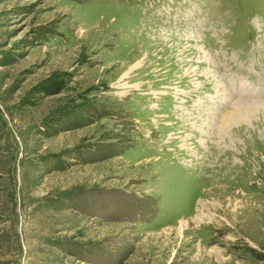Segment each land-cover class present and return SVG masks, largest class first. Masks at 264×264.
<instances>
[{
  "label": "rangeland",
  "instance_id": "374dc122",
  "mask_svg": "<svg viewBox=\"0 0 264 264\" xmlns=\"http://www.w3.org/2000/svg\"><path fill=\"white\" fill-rule=\"evenodd\" d=\"M0 264H264V0H0Z\"/></svg>",
  "mask_w": 264,
  "mask_h": 264
},
{
  "label": "bare ground",
  "instance_id": "6f19581e",
  "mask_svg": "<svg viewBox=\"0 0 264 264\" xmlns=\"http://www.w3.org/2000/svg\"><path fill=\"white\" fill-rule=\"evenodd\" d=\"M101 83V82H100Z\"/></svg>",
  "mask_w": 264,
  "mask_h": 264
}]
</instances>
